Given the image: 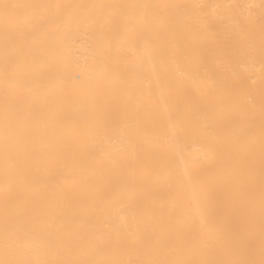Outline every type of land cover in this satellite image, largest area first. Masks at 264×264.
<instances>
[{"label": "bare ground", "instance_id": "6f19581e", "mask_svg": "<svg viewBox=\"0 0 264 264\" xmlns=\"http://www.w3.org/2000/svg\"><path fill=\"white\" fill-rule=\"evenodd\" d=\"M0 264H264V0H0Z\"/></svg>", "mask_w": 264, "mask_h": 264}]
</instances>
